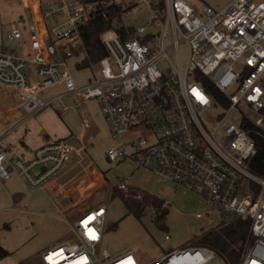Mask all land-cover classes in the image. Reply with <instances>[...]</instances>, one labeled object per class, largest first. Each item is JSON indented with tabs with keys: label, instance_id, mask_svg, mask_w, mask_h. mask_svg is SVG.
Segmentation results:
<instances>
[{
	"label": "built area",
	"instance_id": "obj_1",
	"mask_svg": "<svg viewBox=\"0 0 264 264\" xmlns=\"http://www.w3.org/2000/svg\"><path fill=\"white\" fill-rule=\"evenodd\" d=\"M142 2L150 10L146 26L125 38L116 30L120 24L103 31L99 40L105 55L83 67L92 74L78 84L69 60L83 53L78 66L86 58L81 27L98 15L96 2L22 0L30 21L23 28L12 25L0 38V88L15 91L27 115L4 134L65 97L72 104L63 111L94 99L119 139L106 150L109 161L131 159L201 196L223 219L247 220L249 241L238 264H264V168H251L258 150L253 136L264 134V0H229L198 14L186 0ZM181 48L187 51L185 66ZM54 86L63 91L39 97ZM238 106L256 118L242 113L239 121L229 120V111ZM80 123L83 132L91 127L88 117ZM76 167L79 172L62 181ZM90 168L94 163L83 136L53 139L29 159L8 158L0 140V179L16 174L31 189L46 187L56 197L76 177L73 189L82 197L91 193L94 185L83 177ZM115 187L129 185L119 180ZM83 211L72 220L62 218L69 237L41 251L42 264H209L217 257L215 250L192 244L147 263L132 250L111 255L100 247L105 204Z\"/></svg>",
	"mask_w": 264,
	"mask_h": 264
},
{
	"label": "rangeland",
	"instance_id": "obj_2",
	"mask_svg": "<svg viewBox=\"0 0 264 264\" xmlns=\"http://www.w3.org/2000/svg\"><path fill=\"white\" fill-rule=\"evenodd\" d=\"M114 1L126 7L119 14V18L114 21L115 25L120 24L126 29L146 26L150 10L142 0ZM186 1L198 14L205 6L219 8L229 0ZM21 14L26 17V11L20 0H0L2 35L9 31L10 25L17 21ZM17 24L21 25V23ZM165 44H168V40ZM180 53L185 66L187 51L181 48ZM83 57L81 53L70 60L73 77L78 84L83 83L92 74L91 69L76 65V62L82 60ZM169 57L172 60L175 59L172 53ZM62 91L63 88L54 86L41 92L39 97L45 99ZM18 100L20 98L13 90L0 88V135L27 115L24 107L15 106ZM63 104L71 105L72 99L65 97L26 119L14 133L5 138L3 143L12 148V155L18 156L22 153L28 157L32 151L45 142L46 136L43 133L49 135L51 140L54 137L68 136L79 141L82 133L80 119L83 117L90 119L91 127L85 130L83 143L86 144L87 154L94 163L95 170L90 168L89 175L85 174L83 177H87L93 183L94 190L91 194L81 197L73 189L79 179L76 177L74 181L67 182L65 189L68 191L63 188L62 193L55 199V204L58 206L56 213L58 215L63 213L68 219L74 218L78 213H84V209L105 204L107 213L100 244L101 249L111 255L132 250L139 262L147 263L159 259L170 250L184 248L196 235L209 229H215L221 223L223 217L220 211L190 189L139 167L131 159L120 162L109 161L106 158V150L116 146L119 139L110 133L101 115L100 107L94 99L86 101L78 110L63 111L61 109ZM9 109L13 111L10 115H6L5 112ZM213 111L216 113L220 110L214 107ZM242 113L253 120L257 116L238 106L229 111L228 119L239 121ZM75 172H79L78 167L69 171L62 181H68ZM21 178L13 174L7 184L12 185L14 189L26 191L27 186ZM119 180H124L129 186L137 187L164 199L165 213L160 223L154 220L152 210L145 209L141 214L127 211L125 202L117 195H113V189L116 188ZM0 203L5 205L9 201L8 199L4 201L2 198ZM69 203H72L74 207L64 210ZM3 213L4 211L1 215ZM196 213H201V216L196 217ZM3 216L7 221L0 227V242L11 253L4 264H42L37 254L39 249L40 252L41 249L43 251L49 247L44 246L43 248L44 243L55 236L62 237V240L69 237L66 222L58 217L33 216L15 210H6ZM165 235L169 236L168 240L164 238ZM209 264H225V262L220 255H217Z\"/></svg>",
	"mask_w": 264,
	"mask_h": 264
},
{
	"label": "trees",
	"instance_id": "obj_3",
	"mask_svg": "<svg viewBox=\"0 0 264 264\" xmlns=\"http://www.w3.org/2000/svg\"><path fill=\"white\" fill-rule=\"evenodd\" d=\"M92 1L97 4L98 15L81 27L86 58L78 67L95 64L105 55L99 36L103 31L112 28L114 21L119 18V14L125 10H121L122 5L116 4L114 0ZM159 1L161 2L162 0ZM116 30H118L122 38L133 32L132 28L126 29L124 27L116 28ZM209 88L216 98L219 100L223 99L213 85H210ZM253 137L258 145V150L251 168L256 172H260L264 168V134ZM113 191V195H117L125 202L128 212L141 214L147 209L154 211V220L156 222L160 223L163 219L166 206L164 199L132 186L125 190L114 188ZM248 241L249 223L247 220L224 218L215 229L203 231L190 240L188 244L209 247L223 258L225 264H238L241 253ZM10 254V251L0 242V260Z\"/></svg>",
	"mask_w": 264,
	"mask_h": 264
},
{
	"label": "crops",
	"instance_id": "obj_4",
	"mask_svg": "<svg viewBox=\"0 0 264 264\" xmlns=\"http://www.w3.org/2000/svg\"><path fill=\"white\" fill-rule=\"evenodd\" d=\"M20 3H21V5L23 6V8L25 9V11H26V17H24V15H20L19 17H18V19H17V21H14L11 25H10V27L12 26V25H18L17 23H21V25H19V26H22V28L23 27H25L28 23H29V21H30V14L28 13V10L25 8V6L23 5V3H22V0H20ZM1 36H2V34H1V29H0V38H1ZM24 38L25 39H27V33H26V31L24 30ZM25 50H28V47H27V44H26V49ZM69 65H70V60H69ZM70 68H71V65H70ZM31 71H32V68H31ZM73 74V73H72ZM88 78V77H87ZM86 78V79H87ZM85 79V80H86ZM85 80H84V82H85ZM80 84V83H79ZM59 87V86H58ZM62 88V87H61ZM5 90H8V89H5ZM12 91V90H11ZM15 92V91H14ZM44 92V91H43ZM15 94H16V92H15ZM57 94V93H56ZM54 95V94H53ZM16 96H17V94H16ZM52 96V95H51ZM18 97V96H17ZM55 103V102H54ZM53 103V104H54ZM85 103V102H84ZM83 103V104H84ZM15 106H21V103H20V100H18L17 101V103H15ZM63 106H65L64 104H63ZM63 106H61V109L63 108ZM67 106H69V105H67ZM69 110V109H68ZM13 110L12 109H9L8 111H6L5 112V114L6 115H10V113L12 112ZM20 121V120H19ZM23 124V123H22ZM21 125V124H20ZM19 125V126H20ZM18 126V127H19ZM17 127V128H18ZM16 128V129H17ZM15 129V130H16ZM15 130H14V132H15ZM6 131H4L1 135H0V140H1V145H2V147L4 148V150H5V152H6V155H7V157L8 158H14V157H19V156H21V157H23V158H26V159H29V158H31V156H32V154H33V152L34 151H32L31 153H30V155L28 156V157H25V155L24 154H20V155H18V156H14V155H12V153L11 152H13V150H12V148L10 147V146H8V144H4L3 143V141L5 140V138L7 137V136H9V134L8 135H5L4 133H5ZM13 132V133H14ZM84 133L85 132H83L82 131V133H81V136H84ZM11 134V133H10ZM45 136H46V140H45V142L42 144V145H44V144H46V143H48L49 142V140L51 141V137L49 136V135H47V134H45V133H43ZM61 137H65V136H59V137H54L53 139H56V138H61ZM52 139V140H53ZM41 145V146H42ZM40 147V146H39ZM37 149V148H36ZM35 149V150H36ZM94 170H95V166H94ZM13 175V174H12ZM12 175H11V177H12ZM16 175V174H15ZM11 177L9 178V179H7V180H2V179H0V191L2 192V193H0V201L2 200V198L4 199V201L6 200V199H8V201H9V203L8 204H5V205H2V203H0V227L2 226V225H5V222L7 221V220H5L4 219V216H3V214H5V211L6 210H15V211H17V212H19V213H21L22 212V214H29V215H33V216H40V217H50V218H56V217H58V218H63V217H65V219H68L63 213H61V215H58L57 213H56V210H57V208H58V206L55 204V199L57 198L56 196H55V194L54 193H52L49 189H47L46 187H44V188H37V189H31L27 184H26V182L24 181V183H25V185L27 186V190L26 191H23V190H17V189H14V187L12 186V185H8L7 184V182L11 179ZM19 177V176H18ZM20 178V177H19ZM22 179V178H21ZM5 184V185H4ZM66 191H68V190H66ZM89 194H91V193H88V194H86V196L87 195H89ZM4 196H6V198L4 197ZM81 196V195H80ZM82 197V196H81ZM10 204V205H9ZM66 208H64V210L65 209H71V208H73L72 207V203H69V205H66L65 206ZM4 211V213L1 215V213ZM73 218V217H72ZM72 218L71 219H68V220H72ZM62 238V237H61ZM60 238V236H55V237H53L50 241H48L47 243H44V245L42 246L43 248H44V246L45 247H48V246H50V245H52V244H54V243H57V242H60L62 239ZM64 240V239H63ZM40 250V249H39ZM39 250H38V258H39V260H40V262H41V258H40V253H41V251H42V249H41V251L39 252ZM7 259V257H5V258H3V259H1L0 260V264H4L5 263V260Z\"/></svg>",
	"mask_w": 264,
	"mask_h": 264
}]
</instances>
